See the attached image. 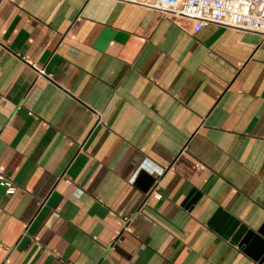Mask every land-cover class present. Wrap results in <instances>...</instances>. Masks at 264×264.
Returning a JSON list of instances; mask_svg holds the SVG:
<instances>
[{
	"label": "crops",
	"instance_id": "0c3cea01",
	"mask_svg": "<svg viewBox=\"0 0 264 264\" xmlns=\"http://www.w3.org/2000/svg\"><path fill=\"white\" fill-rule=\"evenodd\" d=\"M146 2L0 0V264H261L264 38Z\"/></svg>",
	"mask_w": 264,
	"mask_h": 264
},
{
	"label": "built area",
	"instance_id": "2783aa9c",
	"mask_svg": "<svg viewBox=\"0 0 264 264\" xmlns=\"http://www.w3.org/2000/svg\"><path fill=\"white\" fill-rule=\"evenodd\" d=\"M111 1L127 5H149L146 0ZM153 6L178 24L182 21L193 23V34H198L208 25H218L255 33L264 38V0H155ZM65 183L72 185L69 179H65ZM0 186L5 189L7 196H14L19 189L1 169ZM152 194L156 200L162 199L156 189ZM126 222L130 223L131 220L126 219Z\"/></svg>",
	"mask_w": 264,
	"mask_h": 264
},
{
	"label": "water",
	"instance_id": "95a60500",
	"mask_svg": "<svg viewBox=\"0 0 264 264\" xmlns=\"http://www.w3.org/2000/svg\"><path fill=\"white\" fill-rule=\"evenodd\" d=\"M140 182L142 190L148 194L155 185L156 180L143 175ZM199 198L200 195L194 193L187 202L188 206L195 204ZM210 225L223 237L243 248L244 252L256 262L264 263V240L254 232L224 213L217 214Z\"/></svg>",
	"mask_w": 264,
	"mask_h": 264
}]
</instances>
